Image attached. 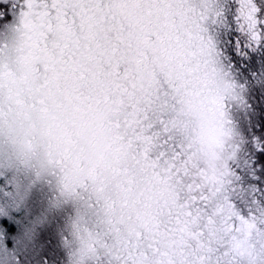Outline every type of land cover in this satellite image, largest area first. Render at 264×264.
<instances>
[{"label": "snow or ice", "instance_id": "snow-or-ice-1", "mask_svg": "<svg viewBox=\"0 0 264 264\" xmlns=\"http://www.w3.org/2000/svg\"><path fill=\"white\" fill-rule=\"evenodd\" d=\"M0 264H264V0H0Z\"/></svg>", "mask_w": 264, "mask_h": 264}]
</instances>
